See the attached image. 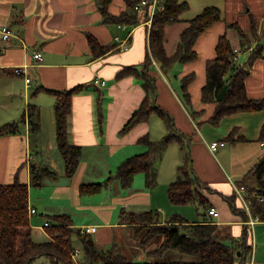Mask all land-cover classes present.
Segmentation results:
<instances>
[{
	"label": "crops",
	"instance_id": "crops-1",
	"mask_svg": "<svg viewBox=\"0 0 264 264\" xmlns=\"http://www.w3.org/2000/svg\"><path fill=\"white\" fill-rule=\"evenodd\" d=\"M178 1L186 3L188 10L180 20L164 28L163 50L168 57L175 54L179 35L189 27L188 21L205 8L219 9L220 19L199 35L193 46L197 56L191 62L177 63L164 72L152 60L147 68L154 81L155 105L171 116L182 145L169 144L156 159V184L152 189L145 187L142 173L143 183L136 189L133 184L123 189L116 179L106 184L105 181L124 159L143 151L138 143L140 137L159 141L167 132L158 115L152 113L147 121L119 134L146 95L143 81L132 76L118 79L116 75L126 68L138 72L145 68L148 32L152 17L158 12L151 16L148 8L129 10L125 0H110L107 11L111 15H136V25L129 26L104 22L101 0H0V28L6 26L10 30V36L5 41L0 40V127L16 123L14 132L0 136V185L16 181L27 184L29 191L31 188L38 191L45 186L44 177L52 180L55 172L60 176V180L51 183L54 184L51 202L41 196L30 200L28 191V213L31 209L35 213H29L33 241H49L51 238L43 227L47 216L64 215L69 216L74 227H97L90 235L97 249L108 250L113 245L117 253L130 255L129 260H146L148 252L155 250L163 238L155 235L151 244L143 248L139 238H133L132 225L121 224L120 217L151 212L157 224H168L170 216L178 215L193 225L202 218L214 221L222 236L239 239L243 231L247 234L246 245L251 249L245 264H264V221L252 216L249 201L245 199L247 189H253L256 184L250 171L264 157V142L259 139L264 111L226 116L215 127L206 122L214 104L202 103L200 93L206 83V62L215 59L220 35H226L230 49L236 51L234 60L239 65L244 64L249 52L241 48L236 28L228 26L238 25L246 31L253 23L256 33L261 35L264 0ZM160 5L164 8L162 3ZM88 37L96 39L104 50L103 55L92 53ZM34 52L42 56L41 61L33 58ZM15 69L23 71L17 74ZM192 74L187 86L188 107L182 100L180 78ZM25 77L30 79L29 83L25 82ZM245 78L247 97L263 98L264 58L253 62ZM95 79L105 85L93 82ZM78 85L81 89L72 96L67 126L68 140L81 148V156L75 173L69 178L56 149L53 118L56 98L52 93H34V90L43 87L64 91ZM28 105L38 108L37 127L30 126L27 117L21 122ZM193 111L199 114L192 117ZM212 141L224 142V145L212 152L208 148ZM186 152L190 156L191 175L211 188L206 196L210 208L217 210V217L194 205L175 206L169 202L167 187L176 180L177 168ZM32 167L39 171L38 185L33 183ZM240 182L244 185L241 191ZM95 183L104 185L96 194L101 197L94 200L92 197L96 195H79L81 184ZM233 194L237 212L224 200V196ZM131 243L133 250L128 251L126 248ZM167 255L173 256V253ZM41 262L47 259L41 257L36 261Z\"/></svg>",
	"mask_w": 264,
	"mask_h": 264
},
{
	"label": "trees",
	"instance_id": "trees-1",
	"mask_svg": "<svg viewBox=\"0 0 264 264\" xmlns=\"http://www.w3.org/2000/svg\"><path fill=\"white\" fill-rule=\"evenodd\" d=\"M140 0H125L127 9L133 7ZM110 0H101L100 11L104 22L116 25L125 24L136 25V15L122 13L118 17L111 15L107 11V4ZM164 10L153 15L151 26L148 32V49L144 60L145 68L138 72L136 69H122L116 77L132 76L143 81L142 87L145 97L140 102L131 117L124 123L119 134L129 132L137 123L145 122L150 114L156 113L166 128V134L159 141H150L147 136L140 137L138 143L143 147V151L128 157L121 162L113 175L105 184L112 179L119 181L121 187L129 188L133 184V179L138 173L144 176L145 187L152 189L156 184L157 169L154 166L156 159L162 155L166 147L176 142L181 144V138L176 136L174 123L171 116L159 109L155 105V88L152 77L148 75L147 68L154 60L164 72L177 63L191 62L197 54L193 51V46L199 35L213 23L219 21L220 10L214 7L205 8L200 14L190 19L189 27L179 35L180 41L177 44L176 52L168 57L163 50V32L168 24L180 20V16L188 10V5L178 0H160ZM235 27L240 38V46L245 52H249L243 65H239L237 60H232L233 50L230 49L226 35H220L215 47L216 57L206 62L205 79L206 83L201 89V102L214 104V110L206 122L215 127L218 126L223 117L234 115L239 112L250 113L253 111H264V97L249 99L245 92V77L253 62L264 58V28L262 35L256 34L255 25L243 31L238 25ZM88 44L93 54L101 56L104 53L102 47L96 39L88 37ZM192 75L180 78L182 100L189 107L190 94L187 86L192 81ZM225 95L220 102L216 98L224 86ZM81 86L75 88L56 91L37 87L36 92L52 93L56 100L53 105L55 141L56 149L60 155L67 177H72L76 171V166L80 160L81 148L73 145L68 140L67 119L70 115L72 96L80 91ZM37 106L28 105L26 112L21 117V122L27 117L30 126L37 127L35 121ZM191 112V116L198 115ZM16 123H9L0 127V136L8 135L16 130ZM259 139L264 142V124L260 129ZM177 168V178L167 187L169 202L175 206L194 205L208 213L210 204L206 195L201 192L202 187L208 192L211 188H206L196 177L190 173V156L186 152L183 160ZM32 170L33 183L38 185L39 171ZM51 174L47 170L43 172ZM250 174L256 178L253 189H247L248 194L245 199L249 201L250 212L258 220L264 221V157L252 167ZM54 176V173H52ZM104 185L81 184L79 195L92 196L100 193ZM243 182L239 183L242 187ZM244 188V187H243ZM28 185L13 182L9 185H0V264H38V258L44 257L47 262L40 264H78L71 257L70 252L76 249L73 246V238L80 244V256L82 264H245V258L251 251L246 245L247 234L242 231L241 237L235 239L231 236H222L218 231V225L214 221L201 219L197 224H188L181 216L172 215L168 224L162 225L153 222L151 212H140L122 214L121 224L132 225L133 238H139L141 246L150 245L155 235L163 238L160 245L147 254L146 260L132 261L121 253H117L112 245L108 250L97 249L90 235L81 234L80 228L72 226L69 216L54 215L47 216V221L51 227L46 228L50 236L47 242L37 243L32 240V227L29 223V199ZM263 198V200H261ZM225 202L230 208L237 212L234 206L235 195L224 196ZM199 212V211H198ZM244 212H242L243 214ZM176 226L177 229L173 227ZM143 234L139 235L140 231ZM169 252L177 254L176 257L167 255ZM171 256V257H169ZM78 258V259H79Z\"/></svg>",
	"mask_w": 264,
	"mask_h": 264
},
{
	"label": "built area",
	"instance_id": "built-area-1",
	"mask_svg": "<svg viewBox=\"0 0 264 264\" xmlns=\"http://www.w3.org/2000/svg\"><path fill=\"white\" fill-rule=\"evenodd\" d=\"M161 2L160 0H140L137 4L134 5L133 10L135 11H144L145 9H150L149 14L152 16L154 13L156 12H160L161 9L163 8L162 5H160ZM10 36V30L5 26V27H1L0 28V40L5 41L8 37ZM124 49H127V46H123ZM236 51H234V56L233 59H235V53ZM33 58L36 61H41L42 60V56H40L39 53L34 52L33 54ZM17 74H21V71L23 70H19V69H15ZM25 82L29 83L30 79L28 77H25ZM93 82L95 83H99L101 86L105 85V82L100 81V80H94ZM224 145V142H218V141H212L208 144V148L209 150H211L212 152H216L217 149L219 147H222ZM262 147L264 148V143L262 144ZM242 190V188L240 187V191ZM261 200H263V198H261ZM30 214H35L34 210H29ZM208 215L213 216V217H217L218 216V212L215 208H210L208 210ZM43 227L48 228L51 227V224L48 221H45L43 223ZM97 231V227L96 226H83L82 228H80V232L81 234H87V235H92ZM71 257L74 261H77V258L81 255L80 254V249H74L73 251L70 252ZM253 264V263H251Z\"/></svg>",
	"mask_w": 264,
	"mask_h": 264
},
{
	"label": "rangeland",
	"instance_id": "rangeland-1",
	"mask_svg": "<svg viewBox=\"0 0 264 264\" xmlns=\"http://www.w3.org/2000/svg\"><path fill=\"white\" fill-rule=\"evenodd\" d=\"M256 34H258V33H256ZM259 35V34H258ZM262 35V34H261ZM232 60L234 61V59H233V57H232ZM57 171V170H56ZM102 172H104V171H102ZM54 175H55V177H52V180L51 179H47L46 177H44V179H43V184H45V186L43 187V188H39V190L37 191V189L36 188H31L30 189V191H29V199L30 200H32V199H38L39 198V196H41V197H43V198H45L48 202H51V201H53V188H54V184H51V183H53V182H55V181H58V180H60V176H58V173L57 172H55L54 173ZM141 180V181H140ZM133 185H132V187H133V189H136L137 187H138V185H140V183L142 182L143 183V181H142V174L140 173V174H138V175H136L135 177H134V179H133ZM201 192L204 194V195H206V194H209L210 192H208L207 191V189H204L203 187H202V189H201ZM43 195V196H42ZM98 197H101L100 195H96V197H92L94 200L96 199V198H98ZM86 198V197H85ZM93 214V213H92ZM39 216H41L40 214H39ZM89 221H92V220H89ZM74 239V238H73ZM128 239V238H127ZM126 239V240H127ZM125 240V241H126ZM129 243V242H128ZM73 246L74 247H80V244H79V242H78V240H75V241H73ZM128 251H132L133 250V243H131L127 248H126ZM127 258H130V255L127 257ZM77 262H79L78 264H82L81 263V258H79V259H77Z\"/></svg>",
	"mask_w": 264,
	"mask_h": 264
},
{
	"label": "water",
	"instance_id": "water-1",
	"mask_svg": "<svg viewBox=\"0 0 264 264\" xmlns=\"http://www.w3.org/2000/svg\"><path fill=\"white\" fill-rule=\"evenodd\" d=\"M226 85L221 89V91L219 92V95L217 96V98H216V100H217V102H220L222 99H223V97H224V95H225V89H226ZM174 229H177V227L176 226H174L173 227Z\"/></svg>",
	"mask_w": 264,
	"mask_h": 264
}]
</instances>
